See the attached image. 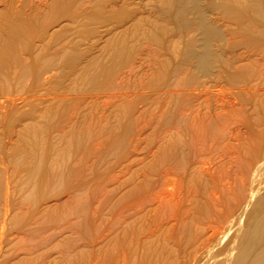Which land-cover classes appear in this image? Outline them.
<instances>
[{
  "label": "rangeland",
  "instance_id": "374dc122",
  "mask_svg": "<svg viewBox=\"0 0 264 264\" xmlns=\"http://www.w3.org/2000/svg\"><path fill=\"white\" fill-rule=\"evenodd\" d=\"M162 1L0 0V41L17 55L0 80V264H63L68 248L94 244L115 193L130 180L141 191L157 167L173 133L172 69L186 51ZM216 14L237 42L233 22Z\"/></svg>",
  "mask_w": 264,
  "mask_h": 264
},
{
  "label": "bare ground",
  "instance_id": "6f19581e",
  "mask_svg": "<svg viewBox=\"0 0 264 264\" xmlns=\"http://www.w3.org/2000/svg\"><path fill=\"white\" fill-rule=\"evenodd\" d=\"M215 11L233 22L237 42L209 18ZM159 12L186 47L172 69L173 133L144 188L130 180L115 193L94 244L68 248L63 264H264V0H163ZM13 49L0 41L2 82L12 77ZM39 73L25 77L34 83Z\"/></svg>",
  "mask_w": 264,
  "mask_h": 264
}]
</instances>
